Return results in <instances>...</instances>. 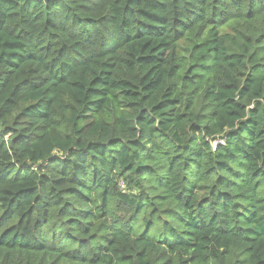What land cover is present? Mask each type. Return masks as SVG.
I'll return each mask as SVG.
<instances>
[{
    "label": "trees",
    "instance_id": "obj_1",
    "mask_svg": "<svg viewBox=\"0 0 264 264\" xmlns=\"http://www.w3.org/2000/svg\"><path fill=\"white\" fill-rule=\"evenodd\" d=\"M0 264H264V0H0Z\"/></svg>",
    "mask_w": 264,
    "mask_h": 264
},
{
    "label": "built area",
    "instance_id": "obj_2",
    "mask_svg": "<svg viewBox=\"0 0 264 264\" xmlns=\"http://www.w3.org/2000/svg\"><path fill=\"white\" fill-rule=\"evenodd\" d=\"M219 144H220V145H224L225 142H224V141H217V142H214V143H213L214 148L216 149V147H217Z\"/></svg>",
    "mask_w": 264,
    "mask_h": 264
},
{
    "label": "water",
    "instance_id": "obj_3",
    "mask_svg": "<svg viewBox=\"0 0 264 264\" xmlns=\"http://www.w3.org/2000/svg\"><path fill=\"white\" fill-rule=\"evenodd\" d=\"M38 1H42V2H44L45 4H49V3L54 2L55 0H38Z\"/></svg>",
    "mask_w": 264,
    "mask_h": 264
}]
</instances>
